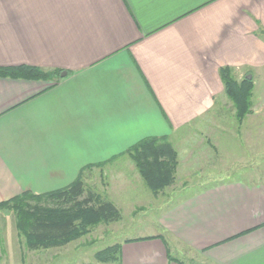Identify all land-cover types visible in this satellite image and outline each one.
<instances>
[{
    "label": "crops",
    "instance_id": "0c3cea01",
    "mask_svg": "<svg viewBox=\"0 0 264 264\" xmlns=\"http://www.w3.org/2000/svg\"><path fill=\"white\" fill-rule=\"evenodd\" d=\"M21 65L67 75H0V204L82 170L91 188L110 172L120 196L141 177L125 152L147 137L172 142L178 169L231 140L262 149L264 0H0V67ZM227 66L254 79L242 122ZM181 192L119 242L121 264H264V177ZM8 251L0 235V264Z\"/></svg>",
    "mask_w": 264,
    "mask_h": 264
},
{
    "label": "trees",
    "instance_id": "16d2710c",
    "mask_svg": "<svg viewBox=\"0 0 264 264\" xmlns=\"http://www.w3.org/2000/svg\"><path fill=\"white\" fill-rule=\"evenodd\" d=\"M61 73V69L47 70L28 65L0 67L2 76L26 79H50ZM220 73L225 93L233 102L238 121L242 122L252 111L254 79L237 80L234 69L229 66L221 68ZM125 153L153 194L158 195L176 182L179 155L167 137L144 138ZM83 172L65 188L41 195L24 192L0 204V209L14 211L16 228L25 238L28 250L65 246L90 234L100 224L122 218L121 210L114 202L86 185ZM121 248L122 244L115 243L96 252L94 258L103 264H121Z\"/></svg>",
    "mask_w": 264,
    "mask_h": 264
},
{
    "label": "rangeland",
    "instance_id": "374dc122",
    "mask_svg": "<svg viewBox=\"0 0 264 264\" xmlns=\"http://www.w3.org/2000/svg\"><path fill=\"white\" fill-rule=\"evenodd\" d=\"M250 142L231 140L225 144L226 148L220 147L210 156H200L198 161L192 160L187 167L182 164L177 171L174 185L158 195L153 194L144 179L140 177L133 185L127 186L124 190L121 188L118 193L120 196L116 197L112 188H106L107 180L110 185L113 183L112 174L107 171L102 183L99 179L93 183V189L102 193L105 199L118 204L123 213L122 218L113 223L100 224L90 234L65 246L52 247L46 251L41 250L39 253L28 250L25 238L19 235L16 228L14 211L2 209L0 235L4 247L13 249V253L8 251L9 255L5 264H103L95 260V253L115 243L135 237L142 231H146L147 227L151 228L155 225L159 208L175 192L182 191L181 193L189 194L198 190L200 186L212 185L218 181H247L264 177V136L261 150L260 147L253 146V141ZM200 149L196 150L197 154L201 153ZM130 162L134 164L132 160ZM134 210L137 211L134 213ZM173 255L183 258L178 252H173Z\"/></svg>",
    "mask_w": 264,
    "mask_h": 264
},
{
    "label": "water",
    "instance_id": "95a60500",
    "mask_svg": "<svg viewBox=\"0 0 264 264\" xmlns=\"http://www.w3.org/2000/svg\"><path fill=\"white\" fill-rule=\"evenodd\" d=\"M66 75H67V73H66V72H62V73H61V76H62V77L66 76ZM247 78H248V79H251V78H252V76H247Z\"/></svg>",
    "mask_w": 264,
    "mask_h": 264
}]
</instances>
